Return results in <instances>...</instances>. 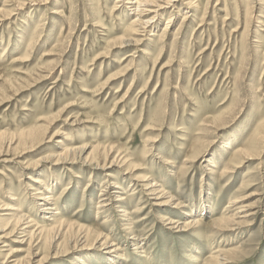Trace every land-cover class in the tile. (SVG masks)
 Segmentation results:
<instances>
[{
    "label": "rangeland",
    "instance_id": "obj_1",
    "mask_svg": "<svg viewBox=\"0 0 264 264\" xmlns=\"http://www.w3.org/2000/svg\"><path fill=\"white\" fill-rule=\"evenodd\" d=\"M127 1L0 0V264H264V0Z\"/></svg>",
    "mask_w": 264,
    "mask_h": 264
},
{
    "label": "bare ground",
    "instance_id": "obj_2",
    "mask_svg": "<svg viewBox=\"0 0 264 264\" xmlns=\"http://www.w3.org/2000/svg\"><path fill=\"white\" fill-rule=\"evenodd\" d=\"M160 0H136L134 2H126V4H132V11L136 14V19H134V21L132 22L133 24H135L136 26H138V29H146V28H149L152 24V21L155 17H157L162 10H164L165 6L166 5H170L171 2L175 1V0H165V1H160L162 3H158ZM4 10L3 9H0V15L2 14ZM151 15L150 18H146V17H149ZM139 18V19H138ZM141 18V19H140ZM143 19V20H142ZM170 22V21H169ZM168 22V23H169ZM137 32L138 30H132L130 29V34L131 35H137ZM43 118H37L35 122H41L43 121L42 120ZM41 127V126H40ZM39 130V129H36V131ZM35 132V131H34ZM78 151V150H77ZM83 151V150H82ZM116 161V160H115ZM156 189L154 190H151V191H155ZM51 194V193H50ZM103 196V195H102ZM42 201H44L46 203V205L44 204L45 207H43L42 211H46L49 209L51 210V208L49 207H46L51 201H54L53 198L51 197V195H46V196H43L42 198H40ZM9 200H14V198H10ZM111 200L110 198L107 199V201ZM15 201V200H14ZM105 201V199L103 200ZM41 206V203H38L36 204V206ZM107 204H103L102 207H106ZM5 211H11V212H17L14 208V205H11L8 203V205H5L4 208H3ZM124 212V211H123ZM132 214V213H131ZM15 214H13L14 216ZM128 213L124 212V216H127ZM4 216H7V217H11L12 215L10 213H6L4 214ZM221 219V218H220ZM18 220V219H17ZM22 218H19L18 220V223L20 224L21 223ZM25 221V220H24ZM23 221V222H24ZM199 222V221H198ZM224 223H228V222H225L224 220H220L218 221V224L220 226H224ZM24 224V223H23ZM171 224V223H170ZM192 224V223H191ZM229 224V223H228ZM188 225V224H187ZM17 227V226H16ZM20 227V226H19ZM3 231V230H2ZM5 231V230H4ZM14 233V232H13ZM32 236H34L33 233L30 234V237L31 238ZM35 238V237H34ZM104 240H107L104 239ZM4 246V245H3ZM13 253V252H12ZM216 258V259H215ZM213 258V260H217L216 262H219L218 261V256ZM221 258V257H220Z\"/></svg>",
    "mask_w": 264,
    "mask_h": 264
}]
</instances>
